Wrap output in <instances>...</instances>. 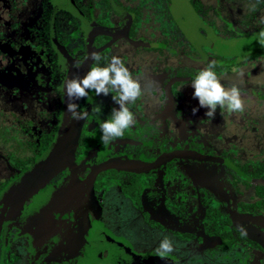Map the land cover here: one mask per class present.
<instances>
[{
	"label": "flooded vegetation",
	"instance_id": "af4514ba",
	"mask_svg": "<svg viewBox=\"0 0 264 264\" xmlns=\"http://www.w3.org/2000/svg\"><path fill=\"white\" fill-rule=\"evenodd\" d=\"M262 31L264 0H0V198L56 140L65 81L91 53L142 88L109 144L117 93L73 101L88 113L76 166L13 211L0 202V264H264ZM209 62L244 112L199 107L191 81Z\"/></svg>",
	"mask_w": 264,
	"mask_h": 264
},
{
	"label": "clouds",
	"instance_id": "9594fccd",
	"mask_svg": "<svg viewBox=\"0 0 264 264\" xmlns=\"http://www.w3.org/2000/svg\"><path fill=\"white\" fill-rule=\"evenodd\" d=\"M260 35L264 37V31ZM91 58L96 63L83 77L76 76L65 81L64 92L68 100L66 112L70 113V120H84L88 113L79 111V105L73 101L87 97L90 90H94L97 96L101 94L108 96L115 91L117 95L112 96V99L119 108H113L111 118L99 125L102 133L101 142L109 144L135 124L134 113L127 105L135 103L142 95V88L139 80L133 78L120 57L112 56L105 66H100L102 57L99 54L93 52ZM214 69L215 62H209L191 81V87L194 89L193 96L198 99L199 107L207 109L206 116L210 119L215 118L218 107L233 113L244 112L245 105L240 88L236 85L226 88ZM198 110L193 108V114ZM93 111H101L100 106ZM156 251L161 257L174 252L173 241L167 236L164 237Z\"/></svg>",
	"mask_w": 264,
	"mask_h": 264
},
{
	"label": "water",
	"instance_id": "95a60500",
	"mask_svg": "<svg viewBox=\"0 0 264 264\" xmlns=\"http://www.w3.org/2000/svg\"><path fill=\"white\" fill-rule=\"evenodd\" d=\"M67 113L52 146L22 176L3 192L0 202L11 211L38 192L58 173L76 166V147L80 133L79 121L70 120Z\"/></svg>",
	"mask_w": 264,
	"mask_h": 264
}]
</instances>
